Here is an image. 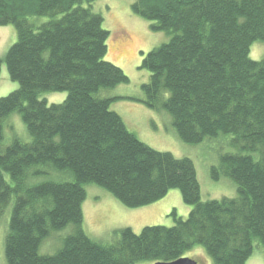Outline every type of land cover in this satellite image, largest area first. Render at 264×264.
I'll return each instance as SVG.
<instances>
[{"label": "trees", "instance_id": "16d2710c", "mask_svg": "<svg viewBox=\"0 0 264 264\" xmlns=\"http://www.w3.org/2000/svg\"><path fill=\"white\" fill-rule=\"evenodd\" d=\"M95 1L0 0V26L12 25L16 34L0 69L4 63L18 84L0 97V215L11 205L7 264H151L199 246L212 264H245L254 243L264 248V58L249 57L251 45L264 41V0L131 3L152 31L170 37L142 59L150 73L144 104L167 111L185 143L228 135L226 145L235 149L221 153L209 175L231 179L236 197L204 201L190 158L141 141L110 109L116 98L102 91L129 79L105 59L109 31ZM62 91L60 103L41 98ZM12 113L29 141L8 123ZM91 183L129 208L177 189L191 209L186 217L172 209L170 226L118 228L102 244L82 227ZM68 224L73 231L56 251L41 254L43 241Z\"/></svg>", "mask_w": 264, "mask_h": 264}, {"label": "rangeland", "instance_id": "374dc122", "mask_svg": "<svg viewBox=\"0 0 264 264\" xmlns=\"http://www.w3.org/2000/svg\"><path fill=\"white\" fill-rule=\"evenodd\" d=\"M133 1L96 0L92 4L93 11L103 17V27L109 31L105 59L119 66L129 79L128 82L118 84L114 88L103 90V96L116 98L110 109L122 116L127 128L141 141L159 151L171 152L177 158L187 157L193 161L203 201L236 197V185L231 179L223 176L216 181L209 175L210 168L218 163L221 153L235 152V149L225 142L226 139L230 140V136L205 139L198 144L185 143L178 137L167 111L153 110L144 104L145 93L142 86L148 82L150 73L141 68L142 59L151 49L166 43L170 37L165 32L152 31L151 22L134 14L131 11ZM15 39V29L12 25L0 26V59H3ZM249 57L253 60L264 58V41H255L251 45ZM17 87L18 84L9 79L5 64L2 63L0 97ZM41 98H45L49 104L60 103L66 98V92H45ZM8 117H10L8 123L17 129L20 138L29 141L19 114L12 113ZM10 139V134L4 129L3 143L8 144ZM85 190L82 227L91 239L102 244L112 242L113 231L118 228L129 227L135 233H139L145 226H170L173 224V219L169 215L172 209L182 217H186L191 209L182 201L177 189H171L162 199L138 208L124 206L107 190L96 184L85 185ZM10 214L11 205L0 215V264H7L4 256V239L8 231ZM72 231L73 225L68 224L50 234L41 244L40 253L53 254L59 247L60 237L62 236V239ZM186 255L195 259L198 264H212L201 246L194 247ZM245 264H264V248L257 242L253 244L252 254Z\"/></svg>", "mask_w": 264, "mask_h": 264}, {"label": "water", "instance_id": "95a60500", "mask_svg": "<svg viewBox=\"0 0 264 264\" xmlns=\"http://www.w3.org/2000/svg\"><path fill=\"white\" fill-rule=\"evenodd\" d=\"M151 264H198L197 261L189 256L178 258L170 262H155Z\"/></svg>", "mask_w": 264, "mask_h": 264}]
</instances>
